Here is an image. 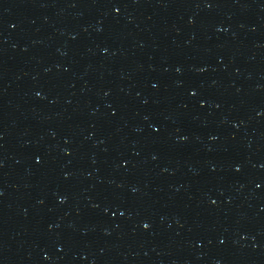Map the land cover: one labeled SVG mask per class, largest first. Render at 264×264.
I'll return each instance as SVG.
<instances>
[{
  "label": "water",
  "instance_id": "95a60500",
  "mask_svg": "<svg viewBox=\"0 0 264 264\" xmlns=\"http://www.w3.org/2000/svg\"><path fill=\"white\" fill-rule=\"evenodd\" d=\"M264 177V0H0V204Z\"/></svg>",
  "mask_w": 264,
  "mask_h": 264
}]
</instances>
